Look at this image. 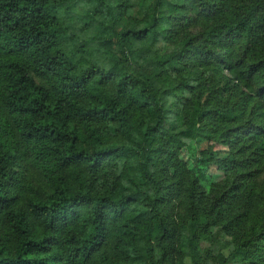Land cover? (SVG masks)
<instances>
[{"label":"trees","instance_id":"trees-1","mask_svg":"<svg viewBox=\"0 0 264 264\" xmlns=\"http://www.w3.org/2000/svg\"><path fill=\"white\" fill-rule=\"evenodd\" d=\"M76 1L0 0V264H264V0Z\"/></svg>","mask_w":264,"mask_h":264},{"label":"rangeland","instance_id":"rangeland-1","mask_svg":"<svg viewBox=\"0 0 264 264\" xmlns=\"http://www.w3.org/2000/svg\"><path fill=\"white\" fill-rule=\"evenodd\" d=\"M77 4L74 7L75 11H83L84 9L88 8V10L92 11L94 13L95 17H97L98 13L94 12V8L91 4H89L86 0H83L82 2L76 1ZM75 13V12H74ZM74 13L72 14L71 18L68 20V26L69 30L68 33L72 36L74 44H87L99 48V40L94 39L93 37V31L89 29V25H84L86 20H81L78 16L73 17ZM88 21V20H87ZM94 24V22H92ZM114 49L115 46L113 47ZM154 48H156L161 54L169 52L172 50L173 45L171 43L159 40L154 44ZM115 51V50H113ZM96 52L88 53L87 56L90 59H97V54H93ZM101 60V58H100ZM204 147V144L197 143L195 141H191L187 144V146L183 149L182 153L183 156L188 159L190 164L195 165V169L199 171L203 178L201 180V184L203 187L208 189L212 182L219 180L222 177V173L215 169V167H206L205 165H198L199 161V150ZM187 261H189V258H186Z\"/></svg>","mask_w":264,"mask_h":264}]
</instances>
